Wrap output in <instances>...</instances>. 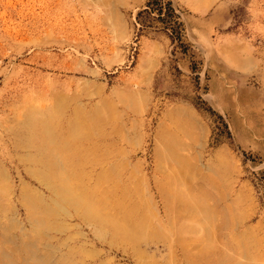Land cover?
Segmentation results:
<instances>
[{"label": "rangeland", "instance_id": "rangeland-1", "mask_svg": "<svg viewBox=\"0 0 264 264\" xmlns=\"http://www.w3.org/2000/svg\"><path fill=\"white\" fill-rule=\"evenodd\" d=\"M203 1L0 0V264H244L248 253L264 264V0ZM59 99L67 112L104 104L111 154L90 175L119 163L160 221L156 186L173 167L164 158L171 148L209 212L195 230L173 237L172 248L141 247L143 263L77 217L35 240L21 189L49 193L26 173L12 129L27 108ZM233 202L239 215L229 217ZM177 219L175 227L195 225Z\"/></svg>", "mask_w": 264, "mask_h": 264}, {"label": "bare ground", "instance_id": "bare-ground-1", "mask_svg": "<svg viewBox=\"0 0 264 264\" xmlns=\"http://www.w3.org/2000/svg\"><path fill=\"white\" fill-rule=\"evenodd\" d=\"M54 101H56L54 104L51 103L52 105L45 108H27L21 120L18 121V126L12 129L15 146L24 152L19 157L24 164H27L26 173L49 193L46 198H43L41 193L26 186H22L21 189L19 200L26 211L27 219L32 222L35 240H45V238L50 240V237H47L48 234L45 235L48 230L52 231L53 228L58 229L57 231L68 230L69 227L65 224L66 219L77 217L82 220V223L92 228L97 240L110 247H122L124 251L131 250L132 255L143 263L146 255L141 247L148 246L154 241H161L156 244H161L163 241L171 245L173 237H178L177 234L183 236L187 231H194L197 227V218L202 215L205 218L209 213L203 205L202 197L197 193L194 194L190 188L192 178L187 172V165L183 160L176 158L169 147L164 151V158L167 159L165 163L171 162L173 167H169L170 173L156 186L163 201L165 221L158 219L141 185L129 179H122L119 163L109 166L107 163L99 173L94 177L91 176L89 169L103 164L102 162L111 154L108 147H103L108 136L104 125L111 115L104 111L103 103L88 111L74 108L71 112H67V103L60 99ZM0 173L6 179L5 174L1 171ZM92 177L93 180L90 183ZM2 188L3 191L7 190L6 187ZM234 206L233 202L227 208L229 217L237 214ZM2 211L4 213V209ZM61 216L63 221L59 220ZM183 216L195 220V225H184L185 222L181 221L184 220ZM177 217V220L180 219L183 224L175 227L173 223ZM205 233L206 241L203 251L205 254L203 252L202 254L205 258H209L207 250L213 251L214 247L209 232ZM243 238L248 236L245 235ZM242 243L246 245L248 239H244ZM63 245H65L64 242ZM169 245L168 248H170ZM183 246L181 245L185 248L188 245ZM72 250L73 248L68 247V252L65 253L67 257L64 256L71 262L74 257L73 260L68 257L72 254ZM76 251L82 252L81 249ZM86 252L84 251L83 255ZM55 258L56 261L59 259V257ZM56 261L53 262L56 264ZM152 262L149 264H154ZM261 262V256L248 253L247 263L244 264H262Z\"/></svg>", "mask_w": 264, "mask_h": 264}]
</instances>
